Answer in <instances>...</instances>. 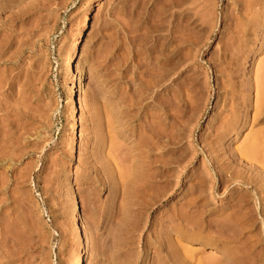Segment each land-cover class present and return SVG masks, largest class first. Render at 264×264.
Listing matches in <instances>:
<instances>
[{"label":"rangeland","instance_id":"rangeland-1","mask_svg":"<svg viewBox=\"0 0 264 264\" xmlns=\"http://www.w3.org/2000/svg\"><path fill=\"white\" fill-rule=\"evenodd\" d=\"M2 3L0 264H75L82 254L83 264H230L237 250L248 254L242 264H264V151L250 171L236 155L264 135L255 109L264 88V0ZM172 33L200 39L194 47L175 40L180 69L154 87L147 106L131 105L145 63L158 66L169 51L171 69L177 44L160 48ZM156 90L170 158L160 200V149L150 157L146 199L128 181L140 172L135 143L146 115L160 120Z\"/></svg>","mask_w":264,"mask_h":264},{"label":"bare ground","instance_id":"bare-ground-1","mask_svg":"<svg viewBox=\"0 0 264 264\" xmlns=\"http://www.w3.org/2000/svg\"><path fill=\"white\" fill-rule=\"evenodd\" d=\"M1 2H0V8L1 7H3V4L5 3H2V0H0ZM5 1V0H4ZM16 1H18V0H16ZM7 2V1H6ZM11 2V1H10ZM14 2H15V0H14ZM8 3V2H7ZM5 8V6L3 7V9ZM3 9H2V11H3ZM183 16H184V14H183ZM187 16H189V15H187ZM187 16H185V17H183L182 18V20H184L185 19V21H188V19H190L192 22H193V20H195V18L194 19H191V17L189 18V17H187ZM193 18V17H192ZM169 22H170V20H168ZM197 21V20H196ZM179 22V21H178ZM183 22V21H182ZM195 22V21H194ZM173 23V22H172ZM180 23H181V20H180ZM179 24V23H178ZM175 28V27H174ZM178 30H179V28H178ZM170 31V30H169ZM169 31H168V34H169ZM172 32H174V31H172ZM178 32V31H177ZM174 33H176V32H174ZM184 34V33H183ZM189 34H191V33H189ZM170 35V34H169ZM177 35H179V34H177ZM180 36V35H179ZM190 36V35H189ZM188 36V37H189ZM196 36V35H195ZM195 36H194V39H193V41H191L192 39L191 38H189V39H191L189 42H186V41H188V39L186 38L185 40L183 39L182 40V38L181 39H178V37H176L173 33L171 34V37L170 38H168V39H170V40H168V41H166V43H164V45H163V48H160L162 51H164V50H166V49H168V45L169 44H171L173 41H174V44L176 43L175 42V40H178V41H180L182 44L183 43H187L186 44V46L187 45H190V46H193L194 44H196V41H197V43H198V39H200V37H197V39L195 38ZM183 37V36H182ZM186 37V36H185ZM193 38V37H192ZM196 40V41H195ZM158 41V40H157ZM164 41V40H163ZM163 41H162V43H163ZM234 41V40H233ZM232 41V42H233ZM180 42H177L176 44V51H174V53L172 54V55H176L177 56V58H176V56H173V57H175L174 58V60H173V57H171V60L173 61V63H170V64H172V66H171V69L168 67V68H166V61H168L169 59H170V57H168L169 55V51L168 52H166V53H164V54H166V55H168L167 57L164 55H162V58H159L160 60V64L157 66L156 65V63L154 64L152 61L149 63V62H147V59L146 58H148V57H153L152 56V48H150V47H147L146 48V50H144V51H146V54H145V58L144 59H146V62L147 63H145V70H143L142 71V74L143 75H145L146 76V78H145V80L143 79V80H141L142 82L143 81H145L144 83H142V82H140V83H142V84H139V90H136V87H135V90H133V94L131 95V97H130V101H131V105H134V104H137V103H142L143 102V100H145V98H148L149 97V93H151V92H153L154 91V87L155 86H161L162 84H163V81H165V79L169 76V73L171 74L172 73V71L175 73L178 69H180V67H181V64H182V62H183V60H182V57H180L179 55V53H180V45H182V44H180ZM157 44H158V42H157ZM173 44V43H172ZM155 45V44H154ZM194 46H196V45H194ZM193 46V47H194ZM170 47V46H169ZM174 47V46H173ZM227 47H228V45H227ZM230 47H231V45H230ZM150 48V49H149ZM175 48V47H174ZM160 49H158L159 50V52H160ZM237 49V48H236ZM0 50H2V49H0ZM152 50V51H151ZM162 51H161V53H162ZM173 52V51H172ZM143 53H145V52H143ZM168 53V54H167ZM171 53V52H170ZM1 54V53H0ZM179 54V55H178ZM154 55H156L155 54V52H154ZM161 55V54H160ZM159 55V56H160ZM171 55V54H170ZM158 56V57H159ZM179 56V57H178ZM75 57V56H74ZM164 57V58H163ZM143 59V60H144ZM155 59H156V57H155ZM171 62V61H170ZM158 63V62H157ZM141 66H142V64H141ZM138 67V66H137ZM260 72V71H259ZM262 72V71H261ZM258 74H260V73H258ZM258 74H257V76H258ZM144 77V76H143ZM140 79V78H139ZM132 81V80H131ZM133 83H134V81H132ZM263 85H264V83H263ZM264 87V86H263ZM138 89V88H137ZM261 89H263L261 92H263V93H261V94H263V95H261V94H257L258 96H257V101H256V111H257V114H261V113H264V88H262L261 87ZM161 90V89H160ZM160 90H156L155 91V93H156V95H159V98H160V108H161V113L160 114H158L156 117H161V116H163V114L165 113V108H164V105H163V92L162 91H160ZM132 93V92H131ZM260 93V92H259ZM261 96H263V97H261ZM165 97V96H164ZM129 101V100H128ZM122 102H124V101H122ZM144 103V102H143ZM72 104H73V106L74 107H76L75 105H76V103H75V101H72ZM126 104V103H125ZM129 105V104H128ZM144 105H148V102H145L144 103ZM141 106V105H140ZM73 109H75V108H73ZM149 113V112H148ZM156 115V114H155ZM147 116V118H146V120H145V125H144V130H140L141 132L139 133V137H138V139H137V141H136V146H139L140 147V150H141V147H142V150L140 151V152H142V154H143V156L141 155V158H143V161H142V163L140 164V172L138 171V169L137 170H135V169H132L133 170V175L131 174L130 175V173L131 172H127V176L128 175H130L129 177H131V179L129 178V180L128 181H130L131 182V184H129V188H130V185L132 186V189L134 190V191H136V192H134V193H132V194H135V195H139V193H141L142 195V197H144L145 195H147V193H148V190H150L151 188H152V177H153V175H152V173L153 172H151V168L153 167V165H152V163L154 162V158H153V160L150 158L151 157V154L153 153V151L155 150V148H157V150L158 149H160V152H159V158H157V159H159L158 160V162L160 163V165H159V172H158V181L161 183V184H164L165 182V175L167 174L165 171H167L166 169H167V166H166V164L167 165H169L168 164V162L166 161L168 158H166V160H164L165 159V155H164V153H165V146H166V140H165V136H166V131H165V127H166V123L165 122H163V120H161V118H163V117H165V116H163V117H161L160 118V120H158V121H154V114L153 113H150V114H147L146 115ZM234 117H236L235 116V114H233L232 113V115H230L229 116V119H227L226 120V124H227V126L228 127H233L234 125H233V123H231L230 121H234L235 119H233ZM156 119V118H155ZM231 119H233V120H231ZM225 124V125H226ZM235 124V123H234ZM242 124H244V123H242ZM224 127V126H223ZM223 127H221L222 129H223ZM228 127H227V129H228ZM225 129H226V126H225ZM225 130V132L226 131H228V130ZM258 133V132H257ZM226 134V133H225ZM262 136H264L263 134H261V133H258V134H254L253 135V137L251 136L250 138H248V142L243 146V147H240V150H239V152L240 153H235L236 155H237V157L238 158H240V160L244 157L245 159H247V161H250V163L249 162H247V161H245L246 162V164H245V168H244V170L245 169H247V170H249L250 171V169L253 167L254 168V164H255V162H254V160L256 159L257 160V156L258 155H261V153H262V151H264L263 149H264V137H262ZM1 139H3V138H1ZM1 143V142H0ZM0 145H2V144H0ZM74 144H72V148H74ZM3 147V146H2ZM5 147V146H4ZM1 148V147H0ZM7 148V147H6ZM5 148V149H6ZM136 148V147H135ZM2 150V149H1ZM137 150V149H136ZM156 151V150H155ZM261 151V153L259 154V152ZM6 152H8V151H6ZM5 152V153H6ZM167 152V151H166ZM3 153H4V151H3ZM233 153V152H232ZM0 154H1V152H0ZM9 154V153H8ZM166 154V153H165ZM234 154V153H233ZM232 154V155H233ZM235 154L233 155V156H235ZM1 155H3V156H5L4 154H1ZM8 156V155H7ZM232 156V157H233ZM1 158H2V156H0ZM161 157V158H160ZM167 157V156H166ZM169 157V156H168ZM236 157V156H235ZM260 157V159H258V160H260L261 162V164H263L264 165V156L262 157V155L261 156H259ZM263 158V159H262ZM139 159V158H138ZM170 159V158H169ZM168 159V160H169ZM237 160V159H236ZM240 160H238V161H240ZM257 160V161H258ZM140 161V160H139ZM167 163H166V162ZM237 162V161H236ZM243 162V161H242ZM254 162V163H253ZM138 163V162H137ZM155 163V162H154ZM257 163H259V162H256V164ZM139 165V164H138ZM244 166V165H243ZM256 166V165H255ZM2 167V166H1ZM263 167V166H262ZM257 169H258V167H256ZM255 168V169H256ZM260 168H261V166H260ZM259 168V169H260ZM264 168V167H263ZM255 169H253L254 171H255ZM134 170H135V172H137L138 171V173H140L138 176H136L135 175V172H134ZM252 170V171H253ZM153 171V170H152ZM257 171V170H256ZM258 171H260V170H258ZM247 172V171H246ZM263 172V171H262ZM261 172V173H262ZM258 173V172H257ZM260 173V174H261ZM264 173V172H263ZM154 174V173H153ZM241 174V173H240ZM256 174V173H255ZM126 176V177H127ZM223 176H224V174H223ZM228 176V175H227ZM256 176H258V174L256 175ZM259 176H261V175H259ZM133 177V178H132ZM229 177V176H228ZM254 177V178H253ZM253 177H250L253 181L254 180H256V177L255 176H253ZM224 178V177H223ZM258 178V177H257ZM260 178V177H259ZM0 179H2V178H0ZM6 180V179H5ZM225 180V179H224ZM125 181V180H124ZM124 181H123V183H124ZM157 181V182H158ZM227 181V180H226ZM251 181V180H250ZM257 181V183L256 184H258L259 182H258V179L256 180ZM129 182V183H130ZM158 182V183H159ZM164 182V183H163ZM122 183V184H123ZM251 183H252V181H251ZM254 184V183H253ZM264 184V183H263ZM166 184H164V185H160L159 187H158V196H157V194H155L157 197H158V199H157V197L156 196H154L153 195V198L152 199H154V197H156L155 199H157V200H160L161 199V197L162 196H164L163 194L166 192V188L164 189V186H165ZM255 185V184H254ZM261 184H259V186H260ZM2 187V186H1ZM122 187H124V186H122ZM166 187V186H165ZM255 187V186H254ZM125 188V187H124ZM127 189V188H126ZM159 189H160V192H159ZM124 190V189H123ZM132 190V191H133ZM152 190V189H151ZM129 191L130 192H132L130 189H129ZM123 192V191H122ZM125 192H128V190L127 191H125ZM147 192V193H146ZM153 192V191H152ZM152 192H149V193H152ZM157 192V191H156ZM155 192V193H156ZM144 193H146L145 195H144ZM130 194V193H129ZM153 194V193H152ZM127 195H128V193H127ZM134 195V196H135ZM144 195V196H143ZM129 196V195H128ZM131 196V195H130ZM129 196V197H130ZM133 196V195H132ZM152 195H150V196H148V197H151ZM138 197V196H137ZM145 197H147V196H145ZM144 197V198H145ZM131 198V197H130ZM140 198V197H139ZM128 199V198H127ZM137 199V198H136ZM142 199V198H141ZM146 199V198H145ZM154 199V201L156 202V200ZM132 200V199H131ZM143 200V199H142ZM150 200V199H149ZM138 201V200H137ZM129 202H130V199L128 200V203L127 204H129ZM151 202H152V200H151ZM151 202H150V204H151ZM147 204V203H146ZM148 205H149V203H148ZM242 205V204H241ZM240 205V206H241ZM132 206H134L133 204H132ZM139 207V206H138ZM132 208V207H131ZM131 208H130V210H131ZM240 208V207H239ZM134 210V209H133ZM137 210H139V209H137ZM240 210V209H239ZM234 213V212H233ZM239 213V212H238ZM229 214V213H228ZM236 215V214H235ZM245 215V214H244ZM233 216V215H232ZM237 216V215H236ZM241 216V215H240ZM227 217H229L228 215H227ZM243 218V217H242ZM229 219V218H228ZM228 219L227 220H225L224 222H226V221H228ZM234 219H236V217L234 218ZM237 219H239V217H237ZM236 219V220H237ZM241 220V219H240ZM246 220H248V219H246ZM249 220H250V218H249ZM248 220V221H249ZM218 221V220H217ZM220 221V220H219ZM230 221V220H229ZM238 221V220H237ZM9 224H11V223H9ZM5 226H7V225H5ZM5 228V230H2V233L0 232V235L2 234V239L5 237V235H6V227H4ZM11 233V232H10ZM17 233V232H16ZM18 234H19V232H18ZM10 235V234H9ZM7 236V235H6ZM8 238H9V236H8ZM7 238V239H8ZM172 244V243H171ZM171 244H168L169 246L171 245ZM172 246V245H171ZM170 248V247H169ZM200 248V247H199ZM172 250V249H171ZM168 251V250H167ZM173 252H174V250H172ZM172 251H171V253H172ZM185 251H187V249L185 250ZM219 251V250H218ZM237 251H239V250H237ZM237 251L235 252V257L236 258H234V261H231V262H233V263H230V264H242L241 262H240V259H238V257L240 258L241 256L243 257L244 255L242 254H240V256H238L237 257V254L238 253H240V252H238L237 253ZM175 252H176V250H175ZM174 252V253H175ZM190 252V251H189ZM192 252V251H191ZM191 252L190 253H188L189 255L191 254ZM243 252V251H242ZM244 252H245V250H244ZM243 252V253H244ZM84 253V252H83ZM168 253H170V252H168ZM170 253V254H171ZM171 254L172 256H177L176 255V253L175 254ZM186 254H183L185 257L184 258H188L189 259V261H190V258H192V256H188V254H187V252H185ZM220 254H221V252H219ZM219 253H217L216 254V256L217 255H219ZM223 253V252H222ZM246 253V252H245ZM244 253V254H245ZM181 254V253H180ZM193 254V253H192ZM83 255V254H82ZM78 256V258L76 259V261H74L75 262V264H83V260H84V258H83V256ZM213 255H215V254H213ZM213 255H212V257H213ZM239 255V254H238ZM170 256V255H169ZM188 256V257H187ZM233 256V257H234ZM245 256H248V254L247 255H245ZM245 256L243 257V258H245ZM258 256V255H257ZM241 257V259H243ZM184 258H180V260H183ZM247 258V257H246ZM252 258V257H251ZM250 258V259H251ZM173 259V258H172ZM176 259H178V256H177V258ZM201 259V258H200ZM214 259V258H213ZM213 259L212 260H208V261H206L207 259H201V261L199 260L198 262H199V264H214L215 262H213ZM233 260V259H232ZM245 259H243V261H244ZM253 260V259H252ZM251 260V261H252ZM229 261V262H230ZM242 261V260H241ZM248 261H249V259H248ZM228 262V263H229ZM245 262V261H244ZM247 263V262H246ZM187 264V263H186Z\"/></svg>","mask_w":264,"mask_h":264}]
</instances>
